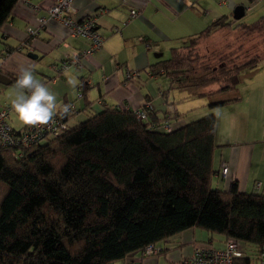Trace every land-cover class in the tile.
<instances>
[{
    "label": "trees",
    "instance_id": "trees-1",
    "mask_svg": "<svg viewBox=\"0 0 264 264\" xmlns=\"http://www.w3.org/2000/svg\"><path fill=\"white\" fill-rule=\"evenodd\" d=\"M18 2L0 0V34ZM200 40L209 57L232 54L196 65ZM262 62L264 13L252 21L223 15L143 69L148 78L164 75L168 89L208 96L203 116L176 126L169 119L182 112L160 116L144 105L140 118L121 104L91 102L80 120L70 108L54 118L57 125L32 126L29 143L0 147V264H110L136 251L165 253L166 241L191 229L205 238L181 264L200 249L225 250L230 240L239 251L231 264H258L264 192L241 191L236 181L213 187L211 179L217 110L240 99L239 83ZM6 74L15 84L19 75ZM137 80L138 71H126L125 81ZM214 83L217 89L206 90ZM10 126L20 135L30 125Z\"/></svg>",
    "mask_w": 264,
    "mask_h": 264
},
{
    "label": "crops",
    "instance_id": "crops-1",
    "mask_svg": "<svg viewBox=\"0 0 264 264\" xmlns=\"http://www.w3.org/2000/svg\"><path fill=\"white\" fill-rule=\"evenodd\" d=\"M53 1L19 0L0 34V61L4 60L5 72L1 73L13 74V69L30 63H24L29 56L24 48L33 53V60L41 63L45 60L43 64L54 70L48 77L51 81L45 82L46 86L54 92L59 103L74 108L73 121L84 117L81 107L86 103L92 102L95 107L101 101L132 109L151 106L159 115L166 112L168 117L176 111L182 112L183 115L173 122L178 126L195 106L191 107V102L169 106V82L167 88L165 83H158L161 88L157 87L156 93H152V87L146 89L147 82L151 79L157 81L159 76L148 78L143 69L169 57H162L163 52L157 50L159 42L179 39L183 44L191 34L198 33L218 17L233 18L237 5L244 6L246 21L264 13V0H73L75 17L94 16L95 28L104 40L99 49L81 59V65L64 66L71 53L88 48L89 40L71 35L67 27L48 16L47 8ZM132 9L137 11L135 16H130ZM40 17L45 19L41 28L38 24ZM33 28L39 31L27 32ZM128 70L139 71L140 80L125 81ZM69 74L79 79L80 84L75 89L66 82ZM244 78L239 85L240 99L217 110L212 160L215 174L211 184L227 188L236 181L241 191L264 192V63ZM191 93L190 89L189 96ZM197 100L199 105L203 99ZM203 101L205 104L208 97ZM171 103H174V97ZM181 106L182 111L179 110ZM241 121L247 124L244 130L237 127ZM11 125L15 128L24 126L23 123L21 126ZM226 163L229 171L222 177L219 171ZM204 238L205 233L198 229L186 230L166 241L163 247L169 250L165 253L145 255L136 251L124 260L110 264H181L195 246L201 247L200 241ZM192 240L196 244H188Z\"/></svg>",
    "mask_w": 264,
    "mask_h": 264
},
{
    "label": "built area",
    "instance_id": "built-area-1",
    "mask_svg": "<svg viewBox=\"0 0 264 264\" xmlns=\"http://www.w3.org/2000/svg\"><path fill=\"white\" fill-rule=\"evenodd\" d=\"M124 1V0H123ZM73 0H54L53 3L47 8L48 16L59 21L62 25L67 27L71 35H79L89 40V46L81 51H74L71 53L67 59L64 66L67 64H72L79 66L81 65V59L99 49L102 44L104 37L97 32L95 28V17L86 16L79 19L75 18L74 7L72 5ZM136 10L132 9L130 11V16L136 15ZM40 25L45 22L42 17L38 19ZM31 33L38 32L37 29H29ZM2 62L0 61V67ZM63 67V66H62ZM64 68V67H63ZM136 114L140 118H145L146 113L141 109H135ZM9 109L6 107L0 108V147L8 145H18L20 143L27 144L32 139V126H28L27 129L20 135H17L10 123L9 119ZM55 122H50L46 127H50ZM57 125V122L55 123ZM226 166L222 170L223 175L227 172ZM151 246L146 248L150 251ZM239 251L237 245L233 241H228L225 250H215V249H200L197 250L195 255L189 259L186 264H231L232 256L238 255ZM258 264H264V258Z\"/></svg>",
    "mask_w": 264,
    "mask_h": 264
},
{
    "label": "rangeland",
    "instance_id": "rangeland-1",
    "mask_svg": "<svg viewBox=\"0 0 264 264\" xmlns=\"http://www.w3.org/2000/svg\"><path fill=\"white\" fill-rule=\"evenodd\" d=\"M243 19H245V17ZM181 42H182V40H179V39H175V40L163 39V40H161L159 42V44L157 45L156 48H157V50L163 52L162 53V57H167V56H169L170 48L173 47V46L181 44ZM205 44H206L205 40H200L198 42L196 50L200 54V56H201L200 58L201 59L199 58V60L196 62V65L199 64L201 61H207V62H210L211 64H218L224 59L227 60L232 54L231 51L230 52H226V53H224L225 51H222V52H219V53H214L212 57H209V53H207L208 51L206 50V45ZM220 46H221V44H220ZM210 49H213V48L210 47ZM23 50L25 51V53L30 52V51H28L25 48ZM217 50H219V49L218 48L214 49V51H217ZM203 57H205V60H202ZM32 58L33 57L31 55H29L28 57L26 56V58L24 60V63L25 62H30V63L25 65V66H23V64H21L20 67H18L17 69L16 68L13 69L14 70L13 74L14 75H20L22 69L30 67V66H34L36 78L38 80H40L43 84L46 85L47 83H49L51 81V78H48V77L50 75H52V72L54 70L51 69V68H48L46 65L43 64V63H46L45 60H43V63H41V61L33 60L34 58L33 59ZM262 64H260V67L262 66ZM139 74H140V72H139ZM142 75H144V74L142 73ZM242 81L239 83V85L242 83ZM45 82H47V83H45ZM167 82H168V79L164 75L163 76H159L157 78V81H154L153 79L149 80L147 82V84L149 83V85H148V87L146 89L152 87L154 89V91L152 93H156L157 87L161 88L160 85H163V83H165V88H167ZM158 83L160 85H158ZM14 85H15L14 83L13 84L12 83L11 84L0 83V107L1 106H3V107L4 106H9V105H11L13 103V100L15 99ZM217 87H218L217 84L214 83L212 85H209L206 88V90H208V91L215 90V89H217ZM233 93L234 92L231 91L230 93H228V95L232 96ZM167 95H168L169 106H175L176 104H184L186 102H187V104H188V102H191V105H190L191 107L195 106L194 109H192V110H190V111H188L186 113L185 120L183 121L184 123H187V122H189L191 120H194V119H197V118L203 116L204 112H206V110H207L206 109L207 105H204V106H200V105L203 104V102H204L203 100H205L206 97H208V96H204V97L203 96H199L201 98H198L196 96L191 97V96H189L190 95V90L186 89V88H183L181 90L180 89H169ZM173 97H174V103H171V100H172ZM197 99H203V100H200L201 104L197 105L198 104V100ZM192 101H197V102H192ZM205 103H207V102H205ZM181 108H182V106L179 109L180 111H182ZM8 109H9V112H10V123L15 125V126H21L22 122L18 119L14 108L13 107H8ZM218 111H219V109H218ZM160 115L164 116L166 114L164 112H162ZM263 118H262V127H263L262 134H264V119ZM169 122H170L171 125H173L174 123H172V122H175V121L172 120V118H171V119H169ZM183 122H182V124H184ZM161 127L163 128V126H161ZM237 127H240V128H242L244 130V129L247 128V124H245V122L241 121L238 124ZM239 133H242V131L239 132ZM199 231H202V230H199ZM202 232L206 233L204 231H202ZM161 258L164 259L162 255H161Z\"/></svg>",
    "mask_w": 264,
    "mask_h": 264
},
{
    "label": "clouds",
    "instance_id": "clouds-1",
    "mask_svg": "<svg viewBox=\"0 0 264 264\" xmlns=\"http://www.w3.org/2000/svg\"><path fill=\"white\" fill-rule=\"evenodd\" d=\"M66 82L77 88L79 79L67 75ZM13 108L24 125H48L57 115H67L71 105L59 103L57 96L35 76L34 66L21 70L14 85Z\"/></svg>",
    "mask_w": 264,
    "mask_h": 264
},
{
    "label": "water",
    "instance_id": "water-1",
    "mask_svg": "<svg viewBox=\"0 0 264 264\" xmlns=\"http://www.w3.org/2000/svg\"><path fill=\"white\" fill-rule=\"evenodd\" d=\"M244 15V6L237 5L233 10V18L239 19ZM29 55H32V52H28ZM11 82V78L4 73L0 72V83L9 84Z\"/></svg>",
    "mask_w": 264,
    "mask_h": 264
},
{
    "label": "bare ground",
    "instance_id": "bare-ground-1",
    "mask_svg": "<svg viewBox=\"0 0 264 264\" xmlns=\"http://www.w3.org/2000/svg\"><path fill=\"white\" fill-rule=\"evenodd\" d=\"M76 19H79V18H77V17H75ZM8 121H9V119H8Z\"/></svg>",
    "mask_w": 264,
    "mask_h": 264
}]
</instances>
